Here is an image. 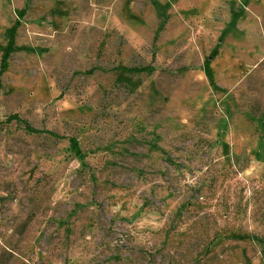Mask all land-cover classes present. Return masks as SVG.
<instances>
[{"label":"rangeland","instance_id":"rangeland-1","mask_svg":"<svg viewBox=\"0 0 264 264\" xmlns=\"http://www.w3.org/2000/svg\"><path fill=\"white\" fill-rule=\"evenodd\" d=\"M0 264H264V0H0Z\"/></svg>","mask_w":264,"mask_h":264},{"label":"trees","instance_id":"trees-1","mask_svg":"<svg viewBox=\"0 0 264 264\" xmlns=\"http://www.w3.org/2000/svg\"><path fill=\"white\" fill-rule=\"evenodd\" d=\"M25 10H26V9H25ZM28 130H29L30 132H32V133H40V132H41L40 130H36V129L32 128V127H28Z\"/></svg>","mask_w":264,"mask_h":264}]
</instances>
